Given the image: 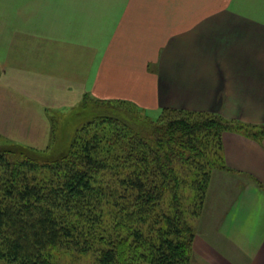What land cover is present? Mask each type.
Wrapping results in <instances>:
<instances>
[{
	"label": "crops",
	"instance_id": "1",
	"mask_svg": "<svg viewBox=\"0 0 264 264\" xmlns=\"http://www.w3.org/2000/svg\"><path fill=\"white\" fill-rule=\"evenodd\" d=\"M256 4L264 14V0H0V135L46 149L50 107L86 97L264 125ZM223 147L190 264H264V140L226 132Z\"/></svg>",
	"mask_w": 264,
	"mask_h": 264
},
{
	"label": "trees",
	"instance_id": "2",
	"mask_svg": "<svg viewBox=\"0 0 264 264\" xmlns=\"http://www.w3.org/2000/svg\"><path fill=\"white\" fill-rule=\"evenodd\" d=\"M78 107L95 116L68 153L0 144V264H54L55 247L99 249V264H190L189 215L228 169L224 133L264 140V125L178 109L154 122L131 102L90 97Z\"/></svg>",
	"mask_w": 264,
	"mask_h": 264
},
{
	"label": "rangeland",
	"instance_id": "3",
	"mask_svg": "<svg viewBox=\"0 0 264 264\" xmlns=\"http://www.w3.org/2000/svg\"><path fill=\"white\" fill-rule=\"evenodd\" d=\"M260 7L261 6L257 5L256 14H249V18L253 20H255V17L256 20H261L262 18H264V14L259 13ZM21 86H23L25 90L27 89L24 81ZM42 90L48 92L50 88H42ZM105 101H109V100H105ZM89 102H90L89 103L90 106H92V104L94 103V101L91 100ZM61 104L62 105L60 106L53 105L48 110V117L50 118L52 123V133L48 143L41 142V146L43 148L44 146H51L50 149L51 153H49V157H53V158H57L62 154H65L66 152L68 153L75 138L77 137L78 131H80L89 121L93 119L92 117L95 116V114L91 112L88 113L86 110L82 111V108H80L79 110V107L76 106V104L71 105L72 108L69 107L68 103L67 104L61 103ZM160 115L161 114L157 115L153 111L143 112V116L147 117L149 120L154 122H158ZM5 143L7 144L14 143V144H21L26 146L27 142L20 141V139L8 138L2 136V138H0V144H5ZM55 149H57V151L55 153H52V151H54ZM220 170L223 169H216L214 172ZM5 171L6 170L3 168V166H0V174L6 175L7 172ZM198 217H199L198 215L191 217L189 215L188 220L190 224H193L194 220ZM106 220L110 226H115V215H113V217L111 216L107 217ZM152 234L155 235L154 233ZM50 254H51L50 259L53 261L54 264H99V257H100L99 249L85 254V253H80L79 251L74 249H69L67 247L52 248L50 249Z\"/></svg>",
	"mask_w": 264,
	"mask_h": 264
}]
</instances>
